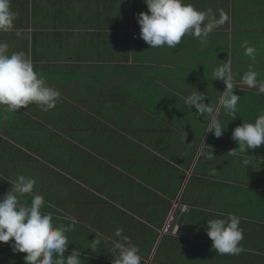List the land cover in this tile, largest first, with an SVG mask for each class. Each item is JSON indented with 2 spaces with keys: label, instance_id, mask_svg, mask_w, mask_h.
Segmentation results:
<instances>
[{
  "label": "crops",
  "instance_id": "obj_1",
  "mask_svg": "<svg viewBox=\"0 0 264 264\" xmlns=\"http://www.w3.org/2000/svg\"><path fill=\"white\" fill-rule=\"evenodd\" d=\"M186 2L229 17L207 46L186 35L175 48H150L137 21L149 11L144 0H11L18 17L0 41L31 58L61 100L50 111L31 104L0 115V196L19 175L34 178L54 226L75 222L65 255L76 249L85 264H114L117 228L143 264H264V145L240 154L232 138L264 110V95L240 79L249 64L264 79V0ZM244 41L257 47L255 62ZM227 60L240 95L234 120L220 107L226 85L212 79ZM194 91L218 109L221 137L185 105ZM230 213L244 251L220 255L208 219ZM169 219L176 233L162 231ZM95 238L103 243L94 251ZM26 255L0 242V264H26Z\"/></svg>",
  "mask_w": 264,
  "mask_h": 264
},
{
  "label": "clouds",
  "instance_id": "obj_2",
  "mask_svg": "<svg viewBox=\"0 0 264 264\" xmlns=\"http://www.w3.org/2000/svg\"><path fill=\"white\" fill-rule=\"evenodd\" d=\"M144 3L149 11L138 13L137 21L140 37L152 49L164 46L175 48L186 35L198 38L202 46H207L210 33L229 20L223 10L217 17L211 8L199 10L186 0H144ZM17 17L18 13L11 7V0H0V33L14 30ZM15 34L22 36L20 31ZM241 46L244 55L255 62L257 47L249 45L247 41ZM212 79L222 80L226 85L220 97V107L234 120L240 95L234 92L237 84L234 83L230 60L213 70ZM240 79L247 88L256 89L258 94L264 95V79H260V73L253 64H249ZM205 99V93L194 91L185 99V105L191 109L194 107L197 117H209L206 132L212 131L219 138L225 127L217 118L218 109L206 103ZM60 100L61 92L47 84L44 76L36 71L31 58L23 51L9 53L8 43L0 41V115L26 109L31 104L39 106L42 111H50ZM232 138L238 142L240 154L264 145V110L253 123L244 121L237 126ZM228 154L238 153L232 150ZM203 155L207 160L215 156L214 152ZM247 157L243 161L245 166H249L252 160L250 156ZM10 183L11 191L0 196V242H11L13 252L26 253V264H85L81 252L76 249L65 255L70 243L67 234L75 230V222L54 226L52 215L42 211L44 197L34 193V178L19 175ZM28 195L32 196L30 204L22 200ZM114 235L121 238L112 242L113 248L118 251L114 264H143L139 247L123 235V229L117 228ZM207 235L213 241L212 247L220 255H239L244 251L241 245L244 231L240 226V218L234 214L208 219ZM101 243V239L95 238L89 247L95 251Z\"/></svg>",
  "mask_w": 264,
  "mask_h": 264
},
{
  "label": "built area",
  "instance_id": "obj_3",
  "mask_svg": "<svg viewBox=\"0 0 264 264\" xmlns=\"http://www.w3.org/2000/svg\"><path fill=\"white\" fill-rule=\"evenodd\" d=\"M179 229L178 225L173 224L172 219H169L163 227L164 233H176Z\"/></svg>",
  "mask_w": 264,
  "mask_h": 264
}]
</instances>
